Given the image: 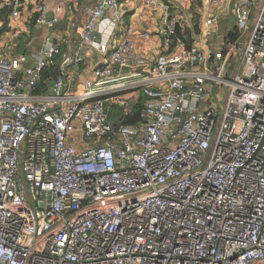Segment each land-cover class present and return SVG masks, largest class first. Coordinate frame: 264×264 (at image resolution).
Wrapping results in <instances>:
<instances>
[{"label": "built area", "instance_id": "built-area-1", "mask_svg": "<svg viewBox=\"0 0 264 264\" xmlns=\"http://www.w3.org/2000/svg\"><path fill=\"white\" fill-rule=\"evenodd\" d=\"M29 1H0V45L2 9ZM78 1L34 0L40 44L0 58V264H264V0H229L238 36L211 55L169 1L138 0L161 13L153 61L122 0L84 4L64 48ZM132 87L143 120L114 122L107 101Z\"/></svg>", "mask_w": 264, "mask_h": 264}, {"label": "crops", "instance_id": "crops-1", "mask_svg": "<svg viewBox=\"0 0 264 264\" xmlns=\"http://www.w3.org/2000/svg\"><path fill=\"white\" fill-rule=\"evenodd\" d=\"M1 2H5L7 0H0ZM49 3H55L58 0H46ZM97 0H79L73 4H68L63 10L59 13L61 14V23L56 29L53 30V34L57 41L64 47H71L75 45L78 41V37L75 32V25L85 20V16L82 12L83 5L86 3H94ZM204 3V0H202ZM124 8L127 10V21L130 23L135 29L139 31H148L151 33V36L147 40L140 41V51L144 53L149 60H154L155 57L160 53L162 48V40L161 35L159 33L161 26V13H151L143 10V8L139 5L138 0H122ZM230 3L229 0H224L222 3L217 6L208 7V9L204 6L197 10V13L200 14L201 20L204 19L205 14L206 18L208 15L216 16V24L211 28V34L206 35L203 31V27L200 26V33L197 35L193 27L188 21L187 18H183L182 31L184 32L186 28L191 29L192 32V45L199 46L204 49L206 52L214 51L213 47L206 43V41L210 40L212 36L216 35L217 40L219 41L221 38L227 36L231 31V27L229 25L223 26L224 19L229 17V15H233L231 10V6L228 5ZM176 10L179 12L178 6H174ZM35 12V3L34 0H31L25 4L22 9L21 17L13 18L9 17V14H6V17L1 15L4 23L7 25V30L4 31L2 36V41L0 45V58L6 56L8 58H13L19 52H23L20 48H27L26 52H30L34 48L38 47L37 45H32V40L20 41L21 37L28 34L27 23L32 20V17ZM4 17V18H3ZM234 18V15H233ZM187 19V20H186ZM235 19V18H234ZM33 21V20H32ZM29 22V23H30ZM220 27L223 28L224 32H220ZM236 27V26H235ZM27 36V35H26ZM217 41V42H218ZM29 46V47H27ZM86 55L85 65L82 66V70L80 72L81 75H91L90 68L93 67L97 63V57L95 55L92 56L91 52L84 49ZM106 107L108 112L112 115L110 108H108L107 103ZM114 113L116 112L113 111ZM113 113V114H114ZM115 120V116L112 115Z\"/></svg>", "mask_w": 264, "mask_h": 264}, {"label": "rangeland", "instance_id": "rangeland-1", "mask_svg": "<svg viewBox=\"0 0 264 264\" xmlns=\"http://www.w3.org/2000/svg\"><path fill=\"white\" fill-rule=\"evenodd\" d=\"M173 6H178L179 8V13H181V15L183 14L185 18L188 19L187 22H189L191 24V26L193 27L194 32L198 35L200 33V26L203 27V31L204 33L206 32L207 29V25L205 23L206 20V14L204 19L201 20V16L200 14L197 13V10L200 9L201 7H203V1L202 0H168ZM5 13V12H4ZM8 14V13H7ZM186 19V20H187ZM30 22V21H29ZM27 23V30L29 31L28 34L24 35V37L20 38V41L24 42L27 41L29 42V40L31 39L32 45H39L41 42V39L43 37V32L42 29H39L35 23L31 20L30 23ZM5 25V24H4ZM4 25H3V34L4 31H6L7 29H4ZM229 25L233 31V33L235 34L236 31L235 29V19L233 18V15H229V17H226L224 19V23L222 24L223 26H227ZM220 32H224L223 28L220 27ZM238 34V32H237ZM213 35V34H211ZM187 39H184L185 44L187 45L189 43V39L188 37H186ZM227 38H229V41L232 42V38L231 36L227 35ZM217 37L216 35L212 36L211 39L209 40V45L211 46V48L213 47V49L215 50L217 47ZM188 46V45H187ZM29 47V46H27ZM237 51V57L238 54L241 52L239 50ZM20 53V52H19ZM213 53V51L211 50L210 52H207L208 55H211ZM114 84H119V82H114ZM119 95L118 98L115 97L114 99H109V101H107V106L108 108H111L115 105L118 106H123L124 109L126 111H130L136 104H140L143 102L144 100V93H143V88H138V87H132L130 89L127 90H123L119 93H116V95Z\"/></svg>", "mask_w": 264, "mask_h": 264}, {"label": "trees", "instance_id": "trees-1", "mask_svg": "<svg viewBox=\"0 0 264 264\" xmlns=\"http://www.w3.org/2000/svg\"><path fill=\"white\" fill-rule=\"evenodd\" d=\"M166 1H168V0H166ZM7 13H8V10L4 7L2 9V16L6 17ZM2 28H3V26H2ZM2 28H1V34L3 36V33H2L3 29ZM4 29H7V25L6 24L4 25ZM234 30L236 31L235 34L233 33V31H231L228 34V36H231V38L233 40H235L237 38V36H238L237 28L235 27ZM192 32L193 31L191 29H189V28H186L184 32L182 31V28H178L177 36L179 38L183 39V40L187 39L186 37H188L189 43L187 45H188V47H191V45L193 43ZM20 49L21 50L23 49L22 51L26 52L27 48L23 47V48H20ZM56 71H57V67L56 68L55 67L51 68L50 71H48V73L45 75V78L50 79L51 75H54ZM43 87H44V85H43ZM143 109H144V100H143L142 103L136 104L129 112L126 111L123 106L115 105V106H113L111 108L112 115H114L116 117L115 120L112 118L113 116L110 113H109V116L114 120V122L120 121L121 123L126 124V125H136V124H139L143 120V118H142ZM115 110H116V112L114 113L113 111H115Z\"/></svg>", "mask_w": 264, "mask_h": 264}, {"label": "water", "instance_id": "water-1", "mask_svg": "<svg viewBox=\"0 0 264 264\" xmlns=\"http://www.w3.org/2000/svg\"><path fill=\"white\" fill-rule=\"evenodd\" d=\"M53 17H54V14L52 12L49 13L48 16H47V18H48L49 21L52 20Z\"/></svg>", "mask_w": 264, "mask_h": 264}]
</instances>
